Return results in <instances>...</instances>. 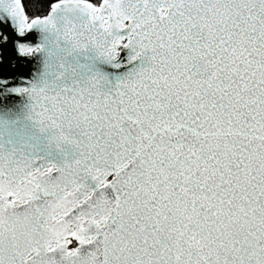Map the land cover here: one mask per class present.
<instances>
[{
	"label": "snow or ice",
	"instance_id": "snow-or-ice-1",
	"mask_svg": "<svg viewBox=\"0 0 264 264\" xmlns=\"http://www.w3.org/2000/svg\"><path fill=\"white\" fill-rule=\"evenodd\" d=\"M0 264H264V0H0Z\"/></svg>",
	"mask_w": 264,
	"mask_h": 264
}]
</instances>
